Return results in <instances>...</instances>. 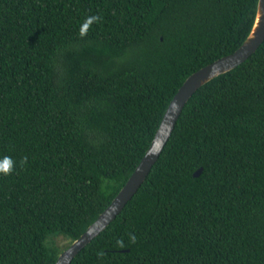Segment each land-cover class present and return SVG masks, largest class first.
Returning a JSON list of instances; mask_svg holds the SVG:
<instances>
[{
  "label": "trees",
  "instance_id": "16d2710c",
  "mask_svg": "<svg viewBox=\"0 0 264 264\" xmlns=\"http://www.w3.org/2000/svg\"><path fill=\"white\" fill-rule=\"evenodd\" d=\"M256 6L0 0V162H14L0 264L55 262L53 238L66 248L96 219L184 79L243 42ZM70 264H264V40L192 94L137 192Z\"/></svg>",
  "mask_w": 264,
  "mask_h": 264
},
{
  "label": "water",
  "instance_id": "95a60500",
  "mask_svg": "<svg viewBox=\"0 0 264 264\" xmlns=\"http://www.w3.org/2000/svg\"><path fill=\"white\" fill-rule=\"evenodd\" d=\"M264 40V0H257L252 27L243 42L231 53L223 55L188 75L169 101L155 134L143 156L129 175L123 186L96 219L58 255L53 264H70L72 259L91 242L121 212L125 204L137 192L152 166L158 159L176 121L192 94L214 77L223 74L251 56ZM198 168L193 176L201 174Z\"/></svg>",
  "mask_w": 264,
  "mask_h": 264
},
{
  "label": "clouds",
  "instance_id": "9594fccd",
  "mask_svg": "<svg viewBox=\"0 0 264 264\" xmlns=\"http://www.w3.org/2000/svg\"><path fill=\"white\" fill-rule=\"evenodd\" d=\"M102 17L98 14L87 16L84 20V22L80 25L78 30V37L83 39L87 36L89 29L92 27L94 23L98 24L101 21ZM27 163V157H23L20 160V166L23 167ZM14 170V162L11 159V157L5 156L3 158V161L0 162V174H3L4 176H9L12 174ZM129 242L135 243L136 242V236L133 233H129L128 235ZM118 247H124L123 240L120 239L117 241ZM97 256L99 258H103L105 256V252L103 250H100L97 252Z\"/></svg>",
  "mask_w": 264,
  "mask_h": 264
},
{
  "label": "rangeland",
  "instance_id": "374dc122",
  "mask_svg": "<svg viewBox=\"0 0 264 264\" xmlns=\"http://www.w3.org/2000/svg\"><path fill=\"white\" fill-rule=\"evenodd\" d=\"M67 240L68 239L64 238L63 236H56L53 238V242L58 246L59 250L64 249L66 244H68Z\"/></svg>",
  "mask_w": 264,
  "mask_h": 264
}]
</instances>
